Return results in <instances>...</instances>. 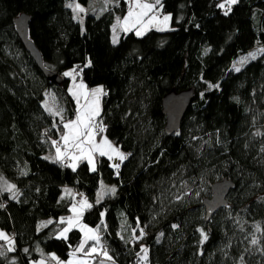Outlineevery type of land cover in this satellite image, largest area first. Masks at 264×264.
I'll return each instance as SVG.
<instances>
[{"label": "trees", "instance_id": "trees-1", "mask_svg": "<svg viewBox=\"0 0 264 264\" xmlns=\"http://www.w3.org/2000/svg\"><path fill=\"white\" fill-rule=\"evenodd\" d=\"M71 1L0 0V177L18 193L13 199L0 185V230L15 248L3 245L0 264H30L38 249L69 258L80 231L55 238L70 213L68 187L92 204L82 220L100 227L114 264H139L141 247L148 249L145 264H264V54L233 70L264 46V0H238L227 15V5L218 6L225 0H162L171 30L122 33L115 44L112 27L127 14L126 0L87 14L83 24L67 7ZM21 14L30 16L29 38L61 85L49 82L25 49L15 28ZM73 68L82 69L85 85L106 92L99 119L127 156L119 171L101 156L94 172L86 162L73 171L45 159L63 126L44 102L54 93L64 119L75 118L64 75ZM188 89L194 101L168 134L164 96ZM224 179L234 186L228 205L207 220L203 201ZM101 182L116 192L97 202ZM140 229L145 235L132 243Z\"/></svg>", "mask_w": 264, "mask_h": 264}, {"label": "snow or ice", "instance_id": "snow-or-ice-1", "mask_svg": "<svg viewBox=\"0 0 264 264\" xmlns=\"http://www.w3.org/2000/svg\"><path fill=\"white\" fill-rule=\"evenodd\" d=\"M109 3L112 0H108ZM128 3L127 14L121 19L117 17V22L113 25V40L112 42L118 43L119 37L117 35L118 30L123 32H130L135 30L137 36L143 35L147 30L155 28L157 31L169 30V22L172 17L170 14L163 15L161 17L159 9H162L163 5L161 0H126ZM238 0H225V3H221L218 6L222 9L226 8L225 15L231 11V6L235 5ZM118 5V0H117ZM73 13L74 19H77L81 24H83V19L81 18V13H86V8L81 6L80 3L72 2L67 4ZM259 54H264V47L258 50ZM257 52L249 53L247 56L243 57L241 60L233 64L235 71L239 72L241 69L237 64L243 65L247 63L249 59H256ZM91 61L85 65V67H90ZM79 66H77L78 68ZM77 68H73L71 71L64 73L65 76L71 77L73 80V87L70 89L71 95L74 97L77 109L74 119H64L63 109L58 108L55 104H49L46 99L44 102L45 109L54 117H60V122L63 125V131L60 136V141L53 140L52 145L55 147V157L51 158L54 163H60L65 167L71 168L73 171L76 170L78 162L81 160H86L90 166L91 171H96V160L95 156L98 154L101 157H107L111 160H119L120 163L127 158V156L115 147L107 137H102L99 142H97V136L104 133L106 128L103 121L99 119L101 114V97L106 95V92L102 87H96L93 89H88L87 86L81 81L76 83V77L79 75ZM82 72V69L80 70ZM209 87H219V85H211ZM54 101L55 98L51 97ZM55 126V125H54ZM45 159H50V157H45ZM115 169H119L120 164L111 165ZM2 180V177H0ZM5 185V190L12 193V198L15 199L18 193L15 191V185L8 184L7 181H3ZM66 193H71L70 189H65ZM115 194L116 188H106L101 182V192L97 196V202L103 198L105 193ZM92 207V204L88 202L86 198L81 199L79 202H74L70 208L72 215L67 218H61L60 223L65 224L57 235V239L63 238L67 240V234L74 228L78 229L82 234V241L79 246L70 254L71 258L67 262H62L60 259L53 254L51 260L55 261L56 264H89V259H78L77 254L82 253L85 257L91 258L93 254L98 256H103L104 259L111 261L112 257L108 254L107 248L102 244V237L100 236V227L92 228L82 223L83 213L86 209ZM103 215V214H102ZM52 221L49 220L46 224H51ZM103 223V221H101ZM42 224V226H46ZM137 227H139V222H137ZM176 227V225H173ZM202 237V242L208 239L207 234L203 230H199ZM145 235L143 229H140L139 236H136L135 230L133 231L134 239H142ZM0 240L5 241L8 245L7 251H14V241L11 237L6 235L3 231H0ZM93 242L89 247V242ZM253 244L257 241L254 239ZM27 251V249H25ZM140 252L143 256L140 257L142 261H147L148 249L146 247H141ZM2 254V253H0ZM39 264H45V260L41 259ZM103 264V261L100 262Z\"/></svg>", "mask_w": 264, "mask_h": 264}, {"label": "water", "instance_id": "water-1", "mask_svg": "<svg viewBox=\"0 0 264 264\" xmlns=\"http://www.w3.org/2000/svg\"><path fill=\"white\" fill-rule=\"evenodd\" d=\"M30 16L21 14L15 20V28L25 49L31 54L33 60L36 61L39 68L44 71L49 82L55 85L62 84V78L55 72H51L44 67L41 53L35 47L31 38H29ZM194 101V89H188L182 92L171 91L164 96L163 111L166 115V128L168 134L176 133L181 125V120L187 113L188 107ZM211 197L203 201L202 206L206 209V219H210L221 208L228 205V195L234 188L231 180L214 183L211 186Z\"/></svg>", "mask_w": 264, "mask_h": 264}, {"label": "rangeland", "instance_id": "rangeland-1", "mask_svg": "<svg viewBox=\"0 0 264 264\" xmlns=\"http://www.w3.org/2000/svg\"><path fill=\"white\" fill-rule=\"evenodd\" d=\"M162 1V0H161ZM72 2V1H71ZM75 2H77L76 0H75ZM90 3H89V5H87V6H85V5H81V6H83V7H85L86 8V13H81L80 14V16H81V18L83 19V21H84V18H85V16L87 15V14H102V12H104L105 10H109L112 6H116V4H117V1H114V0H112V2L111 3H109L108 2V0H90L89 1ZM150 2H151V0H150ZM127 11H128V8H127ZM159 11H160V14H161V17L163 16V15H167L166 13H163V11L161 10V9H159ZM73 12V11H72ZM74 14V13H73ZM126 15V14H125ZM124 15V16H125ZM124 16H117V17H120L121 19H123V17ZM117 17H116V20H115V23L117 22ZM77 20V19H76ZM152 30H155V28H151ZM151 29H149V30H147L143 35H145V34H147V32H149ZM172 29V21H170L169 22V30H171ZM157 31V30H156ZM166 31H168V30H166ZM118 32H121V31H119L118 30ZM118 32H117V35H118V37H119V35H121V33L120 34H118ZM130 32H133L134 34H135V30H133V31H130ZM160 32H162V31H160ZM122 33H125V34H127L126 32H123L122 31ZM112 35H113V33H112ZM143 35H141V36H143ZM138 37H140V36H138ZM262 47H264V46H256V47H254L249 53H253V52H257L258 53V50L260 49V48H262ZM248 53V54H249ZM248 54H246V55H243V56H241V58H239L238 60H236L234 63H236V62H238L239 60H241L243 57H245V56H247ZM262 54H257V57H259V56H261ZM256 57V58H257ZM253 59H249L248 61H247V63H245V64H243L242 66L241 65H239V64H237V66H239L240 67V69L244 66V65H246V64H248L250 61H252ZM233 70H235L234 68H233ZM71 71V70H70ZM77 72L79 73V75H77V77H76V83H80L81 82V80H80V78H79V76H80V70H78L77 69ZM65 77H67V76H65ZM67 78H69V80L71 81V83H70V85H69V88H68V92L70 93V95H71V92H70V89L73 87V80H72V78L71 77H67ZM87 86V85H86ZM97 87H102V86H97ZM87 88L88 89H93V88H96V87H93V88H90V87H88L87 86ZM72 96V95H71ZM51 97H54L55 98V100L53 101L52 99H51ZM103 97H104V95L101 97V101H100V104H101V109H102V105H103V102H102V99H103ZM46 99L49 101V104L51 105V104H55V106L56 107H58V108H62L63 109V115H64V107H62V104H61V102L59 101V99H58V97H56V95L54 94V93H51V92H48V94H47V97H46ZM72 99H73V101H74V103L76 104V101H75V99H74V97L72 96ZM76 109H77V104H76V107H75V114H76ZM101 115V114H100ZM57 118H58V120L60 121V117H58V116H56ZM64 117H65V115H64ZM63 126V125H62ZM61 131H59V134H58V136H61ZM102 137H106V136H104V134L102 133V134H100L99 136H97V142H99L100 141V139L102 138ZM108 139V138H107ZM115 147H117V148H119L118 146H116L115 144H113ZM54 149V152H55V147L53 148ZM115 161V159L113 160V162ZM80 162H78V164H79ZM118 163V162H117ZM117 163H113V164H117ZM90 167V166H89ZM3 181L4 180H1V186L3 187V188H5V185H4V183H3ZM9 184V183H8ZM65 189H67V188H65ZM65 189H64V195L66 196V197H68L69 196V198H70V201H71V204H73L74 202H79L81 199H84L83 197H82V195L80 194V193H77L75 190H72V189H70V188H68V189H70L71 190V193H66L65 192ZM99 192H101V189H100V191ZM105 195V194H104ZM104 195H103V197H104ZM72 206V205H71ZM72 215V212L70 211V213H69V216H71ZM68 216V217H69ZM67 218V217H66ZM61 220V219H60ZM82 223H84L83 222V220H82ZM42 224H46V223H41V225L40 226H42ZM85 224V223H84ZM47 225V224H46ZM63 227H66V225L65 224H62L61 225V228L60 229H58V232L63 228ZM90 227V226H89ZM92 228H94V227H92ZM74 229H76V228H74ZM76 230H78V229H76ZM79 231V230H78ZM5 233V232H4ZM70 233V232H69ZM68 233V234H69ZM81 233V232H80ZM6 234V233H5ZM68 234H67V237H68ZM82 234V233H81ZM101 234H102V232H101V229H100V236H101ZM7 235V234H6ZM57 235H58V233L55 235V238L57 237ZM136 236H139V235H136ZM82 237H83V234H82ZM102 237V236H101ZM140 240V239H139ZM82 241V240H81ZM138 240L137 239H134L133 238V236H132V238H131V242L133 243V242H137ZM93 242H89V247L91 246V244H92ZM5 246H7V244H5ZM79 246V245H78ZM77 246V247H78ZM1 247H2V243L0 242V249H1ZM77 247H75L72 251H71V253L77 248ZM39 250V257L37 258V260H32V261H30L31 263L30 264H39V261L41 260V259H44L45 260V264H56V262L55 261H52L51 260V256L53 255V254H55V253H52V252H48V253H45L43 250H41V249H38ZM56 255V254H55ZM57 256V255H56ZM141 256H143V253L142 252H140L139 253V257H141ZM58 257V256H57ZM71 258V256H69V258L68 259H66V260H62V259H60V261H62V262H67L69 259ZM77 258L78 259H89V264H100V262L101 261H103V264H114L113 262H112V260L111 261H109V260H106V259H104V257L103 256H98V255H96V254H93L92 255V257L91 258H87V257H85L82 253H78L77 254ZM139 264H145V261H142L141 259H140V262H139Z\"/></svg>", "mask_w": 264, "mask_h": 264}, {"label": "crops", "instance_id": "crops-1", "mask_svg": "<svg viewBox=\"0 0 264 264\" xmlns=\"http://www.w3.org/2000/svg\"><path fill=\"white\" fill-rule=\"evenodd\" d=\"M116 20V19H115ZM116 23H115V21H114V25H115ZM113 28V27H112ZM112 33H113V31H112ZM122 34V31L121 32H118V34ZM112 35V34H111ZM121 35H119V37H120ZM112 39H113V35H112ZM104 134V133H103ZM104 136H106V135H104ZM110 142L112 143V144H114L111 140H110ZM120 150V149H119ZM96 156H99L98 154H96ZM96 156H95V160L97 159L96 158ZM47 157H50V160H52L51 158H53V157H55V152L54 151H52V152H50L49 154H47ZM79 162H86L87 164H88V162L86 161V160H81V161H79ZM115 163H117V162H120L119 160H116L115 159V161H114ZM113 162V160H112V163H114ZM89 165V164H88ZM69 188V187H68ZM67 188V189H68ZM64 189L65 188H63V192H64ZM71 189V188H70ZM72 190H74V189H72ZM64 197L65 198H68V197H66L65 195H64ZM48 221V220H47ZM44 223H46V222H44ZM47 226V225H46ZM1 231V230H0ZM4 232V231H3ZM7 234V233H6ZM9 237H11L12 238V240H13V237L11 236V235H9V234H7ZM14 241V240H13ZM0 242L2 243V247H3V245H5V244H7L5 241H2V240H0ZM1 247V248H2ZM7 247H8V245H7Z\"/></svg>", "mask_w": 264, "mask_h": 264}, {"label": "built area", "instance_id": "built-area-1", "mask_svg": "<svg viewBox=\"0 0 264 264\" xmlns=\"http://www.w3.org/2000/svg\"><path fill=\"white\" fill-rule=\"evenodd\" d=\"M56 141H60V136H57V139H56ZM60 143H61V145H62V141H60ZM117 171H119V169L117 170Z\"/></svg>", "mask_w": 264, "mask_h": 264}]
</instances>
